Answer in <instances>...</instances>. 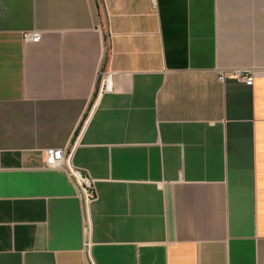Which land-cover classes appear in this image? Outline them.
<instances>
[{
	"label": "crops",
	"instance_id": "crops-1",
	"mask_svg": "<svg viewBox=\"0 0 264 264\" xmlns=\"http://www.w3.org/2000/svg\"><path fill=\"white\" fill-rule=\"evenodd\" d=\"M240 67L264 0H0V264H264V77L217 72Z\"/></svg>",
	"mask_w": 264,
	"mask_h": 264
},
{
	"label": "built area",
	"instance_id": "built-area-1",
	"mask_svg": "<svg viewBox=\"0 0 264 264\" xmlns=\"http://www.w3.org/2000/svg\"><path fill=\"white\" fill-rule=\"evenodd\" d=\"M24 37L26 40H39L41 33H25ZM217 72L218 78L221 82L225 81L228 76H234L245 81L248 85H253L258 76L264 77V67L219 68ZM108 77L109 75L106 79H108ZM105 82L104 77L102 81L103 86ZM46 166L65 169L70 177L76 182L84 202L89 204L92 200H94L96 196L94 178L84 170L74 166L72 163V155L67 149H48L46 154Z\"/></svg>",
	"mask_w": 264,
	"mask_h": 264
}]
</instances>
